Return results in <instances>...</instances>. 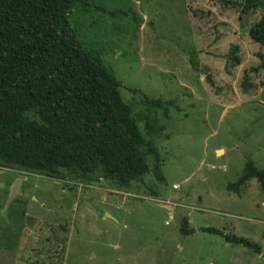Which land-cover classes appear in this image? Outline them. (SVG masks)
Segmentation results:
<instances>
[{"label":"rangeland","instance_id":"1","mask_svg":"<svg viewBox=\"0 0 264 264\" xmlns=\"http://www.w3.org/2000/svg\"><path fill=\"white\" fill-rule=\"evenodd\" d=\"M261 12L239 17L226 0H91L88 11L70 13L80 41L99 49L119 80L145 138L143 97L163 101L166 115L148 107L163 125L152 131L162 180L147 174L117 191L0 167V264H264V186L251 178L238 191L226 187L246 162L264 168L263 71H248V90L240 84L258 62L247 29ZM232 45L236 65L226 62ZM182 213L187 235L177 230Z\"/></svg>","mask_w":264,"mask_h":264},{"label":"trees","instance_id":"2","mask_svg":"<svg viewBox=\"0 0 264 264\" xmlns=\"http://www.w3.org/2000/svg\"><path fill=\"white\" fill-rule=\"evenodd\" d=\"M90 1L0 0V167L117 191L131 189L147 174L160 181L152 131L163 125L156 126L148 107H162L165 115L166 108L160 98L143 97L145 138L137 116L120 96L119 80L102 62L99 49L80 41L69 20L78 9L88 11ZM226 1L236 6L239 17L262 9L247 29L260 48L258 62L242 72L241 89L248 90V71L264 73V0ZM236 50L237 45L228 49L226 62L240 63ZM188 60L194 63L191 56ZM259 83L264 99V79ZM251 178L264 186V168L246 162L243 174L226 187L238 191ZM177 230L192 232L184 213ZM224 239L260 253L257 243L242 236L226 233Z\"/></svg>","mask_w":264,"mask_h":264},{"label":"built area","instance_id":"3","mask_svg":"<svg viewBox=\"0 0 264 264\" xmlns=\"http://www.w3.org/2000/svg\"><path fill=\"white\" fill-rule=\"evenodd\" d=\"M171 188L172 189H178L179 187H178V185L177 184H171ZM157 201V200H156ZM163 202V201H162ZM166 203H168V204H174V205H177V206H182L179 202H176V203H173V202H170V201H165ZM168 218L169 219H171L172 218V215H171V213L168 215Z\"/></svg>","mask_w":264,"mask_h":264},{"label":"water","instance_id":"4","mask_svg":"<svg viewBox=\"0 0 264 264\" xmlns=\"http://www.w3.org/2000/svg\"><path fill=\"white\" fill-rule=\"evenodd\" d=\"M205 78L208 79V75H206ZM15 186H16V188H15ZM17 186L18 185H15V184L12 186V188L10 190V194H9L10 197H12L15 194ZM199 222H201V221L199 220Z\"/></svg>","mask_w":264,"mask_h":264},{"label":"flooded vegetation","instance_id":"5","mask_svg":"<svg viewBox=\"0 0 264 264\" xmlns=\"http://www.w3.org/2000/svg\"><path fill=\"white\" fill-rule=\"evenodd\" d=\"M18 177L17 175H14L12 178H11V181L9 183H13L15 178ZM21 180V179H20Z\"/></svg>","mask_w":264,"mask_h":264},{"label":"crops","instance_id":"6","mask_svg":"<svg viewBox=\"0 0 264 264\" xmlns=\"http://www.w3.org/2000/svg\"><path fill=\"white\" fill-rule=\"evenodd\" d=\"M175 202V201H174ZM169 215V214H168Z\"/></svg>","mask_w":264,"mask_h":264}]
</instances>
